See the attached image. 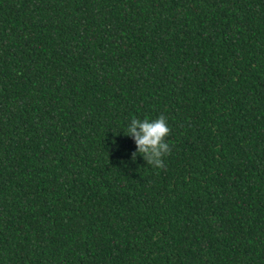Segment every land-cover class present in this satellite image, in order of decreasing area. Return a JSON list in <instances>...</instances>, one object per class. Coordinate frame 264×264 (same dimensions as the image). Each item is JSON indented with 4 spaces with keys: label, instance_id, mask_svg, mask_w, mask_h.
<instances>
[{
    "label": "trees",
    "instance_id": "obj_1",
    "mask_svg": "<svg viewBox=\"0 0 264 264\" xmlns=\"http://www.w3.org/2000/svg\"><path fill=\"white\" fill-rule=\"evenodd\" d=\"M0 264H264V0H0Z\"/></svg>",
    "mask_w": 264,
    "mask_h": 264
},
{
    "label": "clouds",
    "instance_id": "obj_2",
    "mask_svg": "<svg viewBox=\"0 0 264 264\" xmlns=\"http://www.w3.org/2000/svg\"><path fill=\"white\" fill-rule=\"evenodd\" d=\"M126 127V136L131 137L136 145L131 159L134 162L137 155L141 156L147 165L154 168L164 166V157L170 152V144L166 137L170 134V127L163 115L155 119L132 118Z\"/></svg>",
    "mask_w": 264,
    "mask_h": 264
}]
</instances>
